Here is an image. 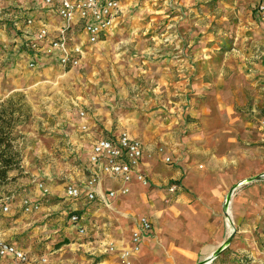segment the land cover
I'll return each instance as SVG.
<instances>
[{"label": "crops", "instance_id": "obj_1", "mask_svg": "<svg viewBox=\"0 0 264 264\" xmlns=\"http://www.w3.org/2000/svg\"><path fill=\"white\" fill-rule=\"evenodd\" d=\"M14 3L5 14L14 34L0 32L15 43L0 55V103L41 88L35 76L56 69L78 96L60 100L57 89L48 109L31 104L0 237L27 264H264V0H121L112 29L82 46L73 69L42 54L27 69L23 33L38 24L26 19L42 18L52 34L60 20L39 0ZM123 133L143 151L128 181L90 158L96 141ZM69 186L78 199L66 196ZM24 201L36 209L25 213ZM74 214L84 235L68 221ZM142 217L151 233L123 260Z\"/></svg>", "mask_w": 264, "mask_h": 264}, {"label": "built area", "instance_id": "obj_2", "mask_svg": "<svg viewBox=\"0 0 264 264\" xmlns=\"http://www.w3.org/2000/svg\"><path fill=\"white\" fill-rule=\"evenodd\" d=\"M121 0H39L40 5L54 12L60 20V26L55 32H50L48 25L38 18L37 20L28 17L26 25L32 27L37 22L38 27L35 31L29 28L28 32L23 33L24 46L29 48L31 61L28 66L35 68L38 54L54 59L63 69H73L79 66L80 56L82 55L83 45H94L101 41L104 35L112 29L115 19L121 13ZM19 7H23L30 0H18ZM29 11V10H26ZM258 11L264 15V4L258 6ZM84 117V114H80ZM264 125V120L261 122ZM142 146L139 142L131 139L127 134H120L113 139H100L96 141L91 149V161H103L102 171L105 174L120 177L128 181L130 174L135 171L142 158ZM136 179L145 184V178L136 173ZM264 176V175H262ZM92 178L89 185L95 183ZM234 191V190H233ZM233 191L231 195L233 194ZM66 196L70 199H78L80 191L74 186L66 188ZM110 193V197H114ZM88 200H93V193L86 195ZM227 199V198H226ZM225 199L224 215L229 209L230 199ZM36 209L32 203L24 201L25 213H31ZM3 212L8 211V207L2 208ZM70 222L77 227L78 233L84 235L82 225L83 218L80 215H72ZM233 232V229H232ZM151 233V224L145 217L140 218L138 228L131 235V246L123 250L120 256L123 260L132 254L138 253L142 241ZM109 252H114L110 247ZM28 258L25 252L4 241L0 237V264H27ZM210 264V262L208 263Z\"/></svg>", "mask_w": 264, "mask_h": 264}, {"label": "rangeland", "instance_id": "obj_3", "mask_svg": "<svg viewBox=\"0 0 264 264\" xmlns=\"http://www.w3.org/2000/svg\"><path fill=\"white\" fill-rule=\"evenodd\" d=\"M14 2H16V0H0V32L1 31L6 32L5 36H11V34H14L12 23L10 22L9 18L5 16V14L9 13L8 12L9 9L11 10L12 5L15 4ZM12 9L14 10L13 7ZM14 45H15L14 42H9L6 40L0 42V55L2 54V52L7 54L10 48ZM28 67L29 66H27V69L30 68ZM66 74H64L62 71H59L58 69L53 70L51 72H45L44 74H39V73L37 75L35 74L36 76H35L34 81L36 83H41V82H44V83L42 84L43 86L41 88L34 90L33 92H30L32 95L31 97H30V93L26 91L24 87L20 88L17 91H14L13 93H11V95L21 94L23 96L24 103L26 104L29 110L28 116L30 117L32 113L31 104L33 105V107L38 108L40 111H44L45 109H48L52 101L56 99V98L50 99V96L52 95L53 91H56L57 89L62 91L59 94V95H62V97L60 96V100L66 99L65 101H67V99H70L73 96H76V97L78 96V95H74L73 90H72L74 88L73 86L67 83L65 84V82H64V86H61L63 81L67 80L68 78V75ZM63 75L65 76L64 79L62 78ZM29 117L27 118L25 123L17 126L12 132V138H13L12 145L15 151L18 153V163L16 167L12 169L11 171H16L18 176L20 175V172H21L20 164L22 160V151L20 150V148L18 149V143L25 142V140L23 139L25 136H23V134L21 135L18 131L20 130L21 127H24L28 124L27 122L29 120ZM260 118L261 117L258 118L257 122L260 120ZM77 164H80V163L78 162ZM14 180H15V177H10L8 178V181H6L3 184H0V205L4 203L5 201L7 202L9 201V197L12 191H9L8 186L10 185V182H14ZM70 216L71 215L68 216V221L70 220ZM230 253L226 252L227 255H229ZM244 263L245 262H241L240 264H244Z\"/></svg>", "mask_w": 264, "mask_h": 264}, {"label": "trees", "instance_id": "obj_4", "mask_svg": "<svg viewBox=\"0 0 264 264\" xmlns=\"http://www.w3.org/2000/svg\"><path fill=\"white\" fill-rule=\"evenodd\" d=\"M28 111L21 94L10 95L0 103V184L8 181V172L18 163V153L12 145V132L26 122Z\"/></svg>", "mask_w": 264, "mask_h": 264}, {"label": "bare ground", "instance_id": "obj_5", "mask_svg": "<svg viewBox=\"0 0 264 264\" xmlns=\"http://www.w3.org/2000/svg\"><path fill=\"white\" fill-rule=\"evenodd\" d=\"M231 200V199H230ZM226 219H227V224H228V227H231L232 225V218H231V212L230 210L228 209L227 213H226ZM233 229V228H232ZM231 235V234H230ZM231 239H230V236L226 239L225 243L222 245V249L217 253V255H219V253H221L225 248L229 247L230 243H231ZM215 255V257L217 256ZM204 264H207V263H204Z\"/></svg>", "mask_w": 264, "mask_h": 264}, {"label": "water", "instance_id": "obj_6", "mask_svg": "<svg viewBox=\"0 0 264 264\" xmlns=\"http://www.w3.org/2000/svg\"><path fill=\"white\" fill-rule=\"evenodd\" d=\"M231 193H232V191H231L230 194L227 196V199H226V200H228V199L230 198ZM233 237H234V231H233L232 234L230 235V239L232 240Z\"/></svg>", "mask_w": 264, "mask_h": 264}]
</instances>
